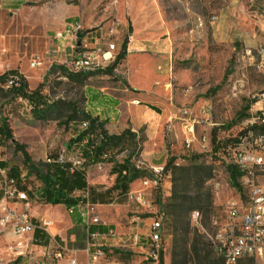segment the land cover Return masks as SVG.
Here are the masks:
<instances>
[{"label": "rangeland", "instance_id": "1", "mask_svg": "<svg viewBox=\"0 0 264 264\" xmlns=\"http://www.w3.org/2000/svg\"><path fill=\"white\" fill-rule=\"evenodd\" d=\"M70 22L81 23L93 35L113 31L111 40L119 48L130 38L134 22L138 28L160 25L169 38L168 49L163 50L171 59L167 73L157 69L165 63L155 66V74L162 76L153 100L156 118L142 116L157 126L126 128L135 137L108 143L109 158L88 165L87 189L74 195L90 200L92 193L113 186L115 164L124 163L131 169H136L139 161L159 165L163 160L149 154L163 150L176 166L166 172L163 188L152 191L151 196L154 204H163L167 212L162 231L164 264H224L213 244L215 221L222 220L226 203L235 193L227 168L216 152L240 134L254 95L264 88V75L241 60L245 46L264 43V0H0V74L10 70L20 73L22 68L34 73L47 67L41 82L43 99L35 103L20 100L0 85V158L22 173L27 171L28 183L37 195L31 194L33 221L51 235L46 245L33 241L19 248H13L20 241L14 236L1 238L0 264H58L53 254L59 246L64 257L59 264H65L71 253L75 258L81 254L92 264L85 251L94 243L88 239V227L77 222L65 205L45 201L42 182L36 173L29 172V164L3 128L7 124L12 129L14 140L26 147L35 168L46 174L51 170L46 158L56 157L85 131L82 113L87 76L109 75L111 81L126 83L128 75L122 67L107 74H70L60 64L49 66L48 62L30 67L35 57L44 60L55 33ZM30 83L34 85L35 81ZM25 100L32 106L30 110ZM183 108H189L192 118L198 121L189 148L179 120ZM4 111L11 116L5 117ZM85 132L86 139H102L99 130ZM122 132L119 130V134ZM213 135L216 151L212 149ZM145 177L150 174L142 170L131 183L132 189L141 188ZM173 191L182 198L173 199ZM90 203L96 205L94 213L102 225L116 232L114 236L98 237L97 242L110 246L102 247L105 256L94 264H154L140 250L118 243L119 236L129 233L136 224L132 220L151 216L148 210L128 195L115 194L105 204ZM197 211L201 215L198 222L192 219ZM49 221L53 223L46 229L44 223ZM146 227L142 224L140 230Z\"/></svg>", "mask_w": 264, "mask_h": 264}, {"label": "built area", "instance_id": "2", "mask_svg": "<svg viewBox=\"0 0 264 264\" xmlns=\"http://www.w3.org/2000/svg\"><path fill=\"white\" fill-rule=\"evenodd\" d=\"M113 31L109 35H93L79 22L67 23L64 29L55 33L54 40L67 41L73 49L60 65L70 74H94L111 68L117 61L121 48L112 41ZM57 52L48 48L44 60L35 57L30 62L31 68H37L48 62L51 66L56 61ZM241 60L250 67L256 68L264 75V43L256 46H245ZM119 66V65H118ZM116 66L113 71L117 72ZM21 73L10 75L4 85L5 89L20 87ZM247 117L242 121V129L234 141L221 147L216 155L225 166L235 167L239 172L238 183L241 190L233 187L235 196L226 203L225 213L221 221H215L214 248L224 259V264H264V88L254 95ZM22 100V98H20ZM26 101V100H25ZM133 103H139L134 100ZM26 104L28 105L27 101ZM28 110L32 106L28 105ZM4 111L5 117L11 115ZM181 126L184 143L189 148L195 138V127L198 121L192 118L189 108L180 110ZM89 123L83 122L84 129ZM1 161V158H0ZM47 165H58L73 174L85 169V159L77 151L61 149L56 157H47ZM137 170H146L150 177L142 180V187L131 190L127 195L130 200L148 210L150 223L147 232H141L139 224L131 226L129 233L119 236L118 243L124 248L140 250L146 260L159 264L162 250V231L165 212L161 206L151 200L152 191L163 188L166 178V163L152 164L138 162ZM27 171L14 177L9 167L0 166V239L8 235L20 241L16 247L27 246L34 241L32 234L37 225L34 223L31 209L33 200L30 184L26 182ZM220 184L217 182L215 188ZM89 201L68 208L69 214H79L88 229L92 225H102L100 217L94 213ZM201 218L200 212H193L192 219L196 222ZM135 222V221H134ZM53 221L45 222L46 229ZM137 223V222H136ZM133 224V221H132ZM116 232L109 228L105 234L94 232L90 235L94 243L93 251L89 252L90 262H98L105 256L102 243L97 242L100 236H114ZM26 237V238H24ZM53 257L64 260L62 247L59 246ZM65 264H79L75 257H68Z\"/></svg>", "mask_w": 264, "mask_h": 264}, {"label": "crops", "instance_id": "3", "mask_svg": "<svg viewBox=\"0 0 264 264\" xmlns=\"http://www.w3.org/2000/svg\"><path fill=\"white\" fill-rule=\"evenodd\" d=\"M133 24V32L127 44V56L118 66V68L122 67L124 69L123 73L128 75L127 79L124 80L126 83L111 81L109 75H89L84 80L83 90L85 100L83 113L97 118L110 133L119 134V130L124 131L128 127L136 130L140 126L151 127L152 129L157 126L154 122L148 123L149 121L144 120L142 116H149L153 120L157 115V108L154 106L153 100L155 99L156 84L162 76L155 74V66L161 62L165 63L166 66L158 65V70L167 73L171 69L170 56L166 50H163L168 49L169 38H166V33L161 29V26L151 24L145 28H138L135 22ZM47 48H51L57 52L56 64L63 62L73 52L72 47L67 41L53 40ZM46 69L32 73L31 70L22 68L19 72L28 80L29 87L35 89L42 82ZM31 80L35 81L34 85L30 83ZM134 100H137L139 103H133ZM149 156L161 158L163 160L161 164H165L167 161V155H164L163 150L157 153V155L150 153ZM1 161L6 163V166H2L0 162L1 167H12L8 161ZM86 201L90 202L88 199ZM96 204L100 205V203ZM72 216L75 217L74 219L77 222H82L79 214L76 213ZM132 221L137 222L136 224H139L141 227L142 224L143 227H146L148 226L149 218H136V220ZM36 225L41 229V233L45 234V239L49 240L51 235L45 233V229L41 224ZM105 226L109 227L108 225ZM146 230L140 231L145 233L147 232ZM106 232L101 234H105ZM32 237L36 242L34 233ZM44 240L41 239L39 241ZM102 244L110 246L107 242ZM93 249L90 245L85 251L88 253V250L92 252ZM75 256L76 259H79V264H89L88 258L81 254H76ZM68 257H73V253L69 254Z\"/></svg>", "mask_w": 264, "mask_h": 264}, {"label": "trees", "instance_id": "4", "mask_svg": "<svg viewBox=\"0 0 264 264\" xmlns=\"http://www.w3.org/2000/svg\"><path fill=\"white\" fill-rule=\"evenodd\" d=\"M129 38L127 37L121 46L120 53L118 55L117 61L115 64L103 71V73L107 74L108 72H112L113 69L120 65L123 60L127 56V44ZM14 73H18L16 70L6 71L5 73L0 75V85L4 86L8 77ZM21 85L17 88L7 89L14 93L15 97L26 99L29 102H37L38 100L43 99V83H40L35 89H31L28 85L27 79L21 74ZM82 116L85 121L89 123V126L85 131L94 132L100 131V135L102 139L98 142L94 141L93 139H86V132L83 131L76 135L74 141L69 143L67 146L69 151H77L84 159H85V169L76 171L73 174H69L67 170L63 167L58 165H51L50 172L43 174L41 171L35 168L34 164L32 163L31 156L26 150L24 145H21L18 141L14 140L12 129L9 128L7 124L3 125L4 131L6 133V137L12 141L17 151L21 152L24 156L25 162L29 164V172L36 173L37 177L43 184V191L42 195L43 198L47 203L53 205H65L66 207L75 206L79 203H85L86 199L81 198L80 196H75V192L78 191H86L88 183L86 177V169L88 165L91 163H98L103 160H107L109 155L107 153L108 143L111 141H122L126 137H135L134 134L131 133L129 129L124 130L119 135L110 136L108 131L104 128V124L100 123L97 118H93L85 113H82ZM85 139V140H84ZM212 149L214 151L217 150L216 146V136H212ZM2 166H6L4 161H0ZM176 167L174 164V159H167L166 161V172L169 169ZM227 172L230 176V184L237 190H241L240 185L238 183V178L240 176V172L232 166H227ZM113 173L116 174L115 183L112 187L106 189L103 192H95L92 193L90 197V201L92 203H100L105 204L107 199L114 196L115 194L127 196V194L132 190L131 183L141 174L140 170L131 169L127 167L124 163L123 164H115L112 169ZM16 167L12 166L10 168V174L14 177H19L21 174ZM29 180L28 173L26 182L27 184ZM182 197L178 196L175 191H173V199L180 200ZM160 200V198H159ZM185 204L184 200L183 203ZM163 211L167 218L166 208L163 204H161ZM109 228L105 225H92L88 229L89 239H91L90 235L94 232L104 233ZM40 228H36L34 231L36 242L39 240L45 239V234L41 233ZM45 245L48 244V239L42 241ZM160 264H164L163 261V246L160 255Z\"/></svg>", "mask_w": 264, "mask_h": 264}]
</instances>
